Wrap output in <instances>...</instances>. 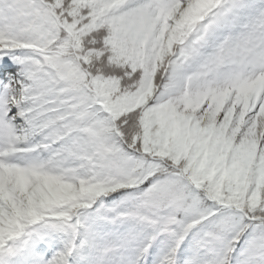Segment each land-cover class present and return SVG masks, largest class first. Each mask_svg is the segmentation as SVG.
<instances>
[{
    "label": "snow or ice",
    "instance_id": "obj_1",
    "mask_svg": "<svg viewBox=\"0 0 264 264\" xmlns=\"http://www.w3.org/2000/svg\"><path fill=\"white\" fill-rule=\"evenodd\" d=\"M0 264H264V0H0Z\"/></svg>",
    "mask_w": 264,
    "mask_h": 264
}]
</instances>
